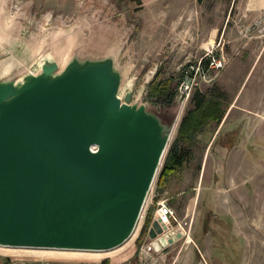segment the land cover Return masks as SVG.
<instances>
[{"label": "rangeland", "instance_id": "374dc122", "mask_svg": "<svg viewBox=\"0 0 264 264\" xmlns=\"http://www.w3.org/2000/svg\"><path fill=\"white\" fill-rule=\"evenodd\" d=\"M263 18L264 0H0V76L19 78L30 72L38 63L43 45H49L54 55L64 59L68 45L73 49L76 38L89 32L100 38L95 39L98 41L94 46L108 50L116 42L121 44L119 63L126 71L124 89L131 87L134 98L141 102L146 91L147 99L164 106L166 94L153 92L151 85L171 80L179 86L187 67L215 49L225 61L222 68H209L205 57L201 63L205 74L197 77L190 94L180 98L177 86L174 98L182 107L168 149L177 136L182 116L194 105V95H210L218 88L226 94L225 120L215 148L238 141L242 134V91L245 85L256 87V83H241L239 68L251 65L248 76L258 72L264 48ZM213 128L215 125H210V129L194 135L187 145L192 148L188 162L170 178L164 190L156 187L160 167L140 223L132 237L117 248L83 251L1 245L0 264H226L227 256L235 259L239 248L231 253L222 247L224 243L239 247V240L224 228L233 226L231 219L218 218V193L243 189L252 197L256 191L249 181L254 173L262 175V182L263 168L255 166L253 173L252 168L243 170L239 182L232 186L227 180L229 169L215 166L217 159L224 162L225 155L218 149L205 153L215 133ZM260 154L255 151V155ZM154 194L157 200L165 198L176 210L183 228H170L175 234L164 231L162 226L161 233L151 232L157 209L150 203L155 201ZM149 210L153 221L147 235L137 242ZM161 238L166 242L162 243Z\"/></svg>", "mask_w": 264, "mask_h": 264}, {"label": "water", "instance_id": "95a60500", "mask_svg": "<svg viewBox=\"0 0 264 264\" xmlns=\"http://www.w3.org/2000/svg\"><path fill=\"white\" fill-rule=\"evenodd\" d=\"M97 38L0 76V246L106 251L140 223L182 104L135 99Z\"/></svg>", "mask_w": 264, "mask_h": 264}, {"label": "crops", "instance_id": "0c3cea01", "mask_svg": "<svg viewBox=\"0 0 264 264\" xmlns=\"http://www.w3.org/2000/svg\"><path fill=\"white\" fill-rule=\"evenodd\" d=\"M74 1L82 2V0ZM253 38L256 37L253 36ZM260 56V62L258 67H256L258 72L255 76L253 74L248 76L251 65L246 66L244 69L239 68L242 73L240 77L241 83L244 81L247 83L250 80L256 83V87H250V85L246 87L245 85L242 91V110L244 111L241 112L243 116H239V118L244 117V123L241 122L243 123V131L240 139L236 142L233 141L232 143L213 148L219 133L222 131L221 128L225 117L221 123L210 122L208 126H205L199 132L202 133L206 128L210 129V125H215V128H213L215 130L213 139L209 145H206L205 153L209 154L213 149H218L221 155H225L224 162L217 159L215 166H224L227 167V170L229 169L226 172L227 180L232 182V186L239 182L238 179L244 174L242 173L243 170L249 171V168H252L253 173L255 172L254 167L258 166L263 168L262 172L264 175V48L261 50ZM237 115H239V112H237ZM255 151L257 153L261 152V154L255 155ZM206 166L207 161L203 168L204 171ZM229 172H231V175ZM260 177H262L261 174L254 175L253 173V179L249 181L252 188L256 191L252 197L249 194L250 192L246 195L243 189H240L239 192L233 190L229 191V193H218V218L231 219L230 222H233V226L224 228L228 230L229 234L234 235L239 240L237 243L239 247L228 246L227 243L222 246L224 250L227 252L231 251V253H234L237 248L240 249V253L235 259L231 260L228 256L226 257L228 261L226 264H264V179L261 182ZM255 182H257L256 186L253 185ZM152 202L153 200L150 203ZM154 230L152 226L151 232ZM212 249L213 247H211ZM188 263L203 264L192 261Z\"/></svg>", "mask_w": 264, "mask_h": 264}, {"label": "trees", "instance_id": "16d2710c", "mask_svg": "<svg viewBox=\"0 0 264 264\" xmlns=\"http://www.w3.org/2000/svg\"><path fill=\"white\" fill-rule=\"evenodd\" d=\"M183 77L184 73L181 80ZM177 86L178 83L173 85L171 80H160L157 84L156 82L152 84L151 88L153 92H158L161 96L166 94L167 104H172L174 96L177 94ZM225 98V92H220L218 88L213 90L210 95L206 93H196L194 95V105L182 116L183 118L177 129V136L163 158L164 162L156 183L157 190H164L170 178L181 170L184 163L188 162L191 156V148L187 145L192 142L194 135L199 133L205 126H208L210 122L221 123L225 117ZM155 99L157 100V98ZM152 218L153 215L149 210L137 242H140L141 238L147 235L148 228L153 221Z\"/></svg>", "mask_w": 264, "mask_h": 264}, {"label": "built area", "instance_id": "2783aa9c", "mask_svg": "<svg viewBox=\"0 0 264 264\" xmlns=\"http://www.w3.org/2000/svg\"><path fill=\"white\" fill-rule=\"evenodd\" d=\"M264 22V18L262 19ZM249 30V29H248ZM208 58V67L212 69H220L224 66V59L219 57L214 50H208V52L201 57L200 61L197 64H190L186 71L184 72V77L179 84V92L183 96H188L190 91L192 90V86L196 84L197 77L201 74H205L203 72V68L201 67V63L203 59ZM155 198V201L152 202L156 205V213L155 218L160 221L161 226L164 231L169 230L170 228H183L180 220L177 218L176 210L172 205H170L165 198H160L157 200V194H154L152 199ZM171 234H175L174 230H169Z\"/></svg>", "mask_w": 264, "mask_h": 264}]
</instances>
